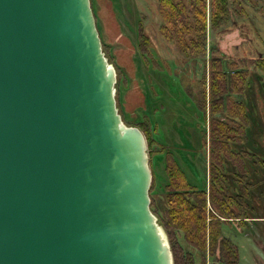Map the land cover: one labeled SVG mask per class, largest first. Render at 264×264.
Here are the masks:
<instances>
[{
	"label": "water",
	"instance_id": "1",
	"mask_svg": "<svg viewBox=\"0 0 264 264\" xmlns=\"http://www.w3.org/2000/svg\"><path fill=\"white\" fill-rule=\"evenodd\" d=\"M117 83L92 0H0V264H174Z\"/></svg>",
	"mask_w": 264,
	"mask_h": 264
},
{
	"label": "trees",
	"instance_id": "2",
	"mask_svg": "<svg viewBox=\"0 0 264 264\" xmlns=\"http://www.w3.org/2000/svg\"><path fill=\"white\" fill-rule=\"evenodd\" d=\"M155 2L159 25L154 34L140 28L135 46L148 70L177 78L204 114L207 129L202 133L200 149L206 164L200 188L192 170L193 176L189 177L160 139V126L148 119V112L141 121L126 119L120 95L122 87H129L130 79L115 63L111 47L103 40L92 0L104 50L118 70L120 113L128 125L141 128L147 139L152 173L150 209L167 233L174 264H207L208 257L210 264H239L238 246L223 234L222 223L235 221L246 227L248 221L264 217L259 215L255 202L264 196V151L256 149L260 143L256 138L250 141L251 145L247 143L249 132L255 127L264 138L256 100L251 94L256 90L264 92V48L259 47L255 19L256 14L264 16V0ZM232 16L237 17L235 23ZM237 25L251 35L250 41L233 46L232 55L217 48L207 49L210 35L217 37ZM162 43L170 47L171 60L159 50ZM154 157L163 159L162 176L155 172ZM161 189L163 193H157ZM255 189L259 190L257 194Z\"/></svg>",
	"mask_w": 264,
	"mask_h": 264
},
{
	"label": "rangeland",
	"instance_id": "3",
	"mask_svg": "<svg viewBox=\"0 0 264 264\" xmlns=\"http://www.w3.org/2000/svg\"><path fill=\"white\" fill-rule=\"evenodd\" d=\"M155 1L95 0L101 35L104 42L111 47V55L115 63L125 71L130 79L129 87H122L120 95L126 119L136 122L144 120L147 114L144 108L148 107V119L151 122H158L160 126V139L173 151L176 159L189 177H191L190 171H194V176L197 177L195 183L200 188L203 187L202 169L204 170L203 165L205 164L204 152L200 148L202 147V133L207 129L204 114L190 100L191 98L185 93L177 78L175 81L164 73L148 70L140 59L135 46L140 28L147 31L149 29V32L154 34L159 25L158 17L155 14ZM236 18L232 16L233 23H235ZM255 19L258 39L261 44H259V47L263 46L262 48H264L262 42L264 41V16L256 14ZM236 27L245 35L243 42L251 40V35L245 34L238 25ZM232 28L227 32H230ZM222 36V34L217 37L210 35L207 49L217 48L219 50L220 47L217 43L220 39L221 43L227 44L229 49L228 46L231 43L228 41L230 39L224 37L225 39L222 40ZM158 47L159 50L161 49L162 55L171 60L170 47H166L164 43L159 44ZM194 67L196 66H192V68ZM146 93L148 94V102L145 97ZM251 94L254 96L258 107L260 126L264 129V92L256 90ZM261 134L258 128H253L249 132L247 143L251 145L250 141L256 138L260 142L256 149L264 151V138ZM187 138L195 145L196 150H191ZM172 145H176L175 148ZM190 154L197 155L199 158L198 164L191 162ZM153 160L155 161L156 174L160 176L163 159L161 160L160 157L155 159L154 157ZM205 184L207 185V178ZM258 192V189L254 190L255 194ZM157 193H163V189L158 190ZM255 202L257 203L259 215L264 216V196L255 199ZM160 205H162V202H160ZM257 220L255 222L248 221L246 227H241L235 221L231 224L222 223L223 234L230 237L238 246L239 264H264V217ZM215 255L217 258L219 257L218 250H216ZM206 262L210 264L209 257Z\"/></svg>",
	"mask_w": 264,
	"mask_h": 264
},
{
	"label": "crops",
	"instance_id": "4",
	"mask_svg": "<svg viewBox=\"0 0 264 264\" xmlns=\"http://www.w3.org/2000/svg\"><path fill=\"white\" fill-rule=\"evenodd\" d=\"M223 36H222V40H224L225 38L224 37H228L230 40L228 41L229 43H231V44H229V46L228 47H230L229 49L227 48V44H224V42L223 43H221V39H220V41L217 43L219 46L218 47H220L219 48V50L220 51H222L223 53H225L226 55H232V47L233 46H235V45H238V44H240L241 42H243L244 41V34L243 33H241L240 32V30L238 29V27H233L232 28V30L230 31V32H227V33H224V34H222ZM145 97H146V99H147V102H148V94L146 93L145 94ZM144 111H148V107H145L144 108ZM163 141V140H162ZM187 141H188V143H189V147L191 146V150L193 151V150H196L195 149V145L192 143V142H190L189 141V139L187 138ZM166 144V143H165ZM167 145V144H166ZM168 146V145H167ZM174 148H175V146L176 145H172ZM169 147H171V146H169ZM190 159H191V162L192 163H194V164H198L199 163V158L197 157V155H192V154H190ZM205 164H206V161H205ZM193 171V170H192ZM156 172V171H155ZM162 172H163V164H162ZM193 174H194V171H193ZM193 174L191 173V176H193ZM160 176H162V173H161V175Z\"/></svg>",
	"mask_w": 264,
	"mask_h": 264
}]
</instances>
